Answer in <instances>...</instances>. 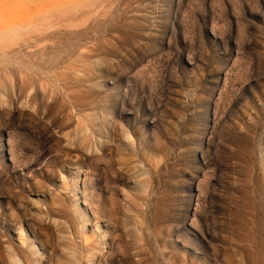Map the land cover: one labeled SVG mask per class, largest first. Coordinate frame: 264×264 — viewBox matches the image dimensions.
<instances>
[{
	"label": "rangeland",
	"instance_id": "1",
	"mask_svg": "<svg viewBox=\"0 0 264 264\" xmlns=\"http://www.w3.org/2000/svg\"><path fill=\"white\" fill-rule=\"evenodd\" d=\"M45 12L0 49V264H264V0H0V42Z\"/></svg>",
	"mask_w": 264,
	"mask_h": 264
},
{
	"label": "bare ground",
	"instance_id": "2",
	"mask_svg": "<svg viewBox=\"0 0 264 264\" xmlns=\"http://www.w3.org/2000/svg\"><path fill=\"white\" fill-rule=\"evenodd\" d=\"M33 15V14H32ZM58 15V14H57ZM61 16V14H59ZM30 16V15H29ZM28 17V16H27ZM32 17V16H31ZM60 18V17H59ZM62 18V17H61ZM60 18V20H61ZM35 19V18H34ZM15 20V19H14ZM37 20V19H35ZM59 20V21H60ZM16 21V20H15ZM58 21V18H54L52 17L51 14H49L48 12L43 13V15L39 18V22L37 24H35V22H28L27 25H30L31 28L33 27H39V29H31L29 27H24L23 25L20 24H15L13 26H11V29L9 31H7L8 33L3 34L4 36L8 34V40H5V42H0V49L1 48H9V47H14L17 46L19 48H29L33 45H39V50L43 49V44L45 42H49L52 38V35L50 33L49 27L50 25L52 26L55 22ZM14 24V22H13ZM56 28V27H55ZM3 32V31H1ZM1 37V36H0ZM56 38V37H55ZM60 38V37H59ZM4 40V39H3ZM56 41V40H55ZM43 43V44H42ZM41 44V45H40ZM46 44V43H45ZM44 44V45H45ZM38 48V47H37ZM45 48V47H44ZM4 50V49H3ZM2 51V50H0ZM42 51V50H41ZM5 52V51H2ZM38 73V72H37ZM41 73V72H40ZM125 75V74H124ZM42 89V88H41ZM44 90V89H43ZM44 92V91H43ZM47 92V91H46ZM45 95V94H44ZM46 96V95H45ZM11 110V109H10ZM11 117V116H10ZM13 117V116H12ZM36 126V125H35ZM50 127V126H49ZM47 128V127H46ZM41 135V134H40ZM48 138V137H47ZM46 139V138H45ZM63 150V149H62ZM67 154V152H65V155ZM76 155V154H75ZM40 160V159H39ZM14 163V162H13ZM14 165V164H13ZM12 165V166H13ZM23 168L21 169L22 171L25 172V174L27 173H32L34 171V166L29 164V165H24L22 166ZM3 171V169H2ZM9 172V171H8ZM5 173V172H4ZM13 175H15V177H18V173L17 170L15 168H11L10 172ZM33 175V174H32ZM29 176V175H28ZM117 176V175H116ZM86 178V175H85ZM25 179V178H24ZM2 181V180H1ZM83 183V182H82ZM86 186L83 185V189H82V198H83V203L85 205V211H89L91 214H93L94 209L91 206V204L88 201L87 198V193H86ZM4 195V194H3ZM7 195V194H6ZM13 195V194H12ZM18 195V194H16ZM11 196V195H9ZM17 197V196H15ZM12 198V197H11ZM13 199L16 201V199L13 196ZM30 202V201H28ZM51 211V210H50ZM85 214V212H83ZM47 223V222H46ZM51 225L53 223H56V220H51ZM23 225V224H22ZM95 225V224H94ZM108 226V225H107ZM17 230L20 231V233H23V229L21 226L16 227ZM99 229V224L96 225V229L98 231ZM2 236V235H1ZM0 236V237H1ZM25 236V235H24ZM84 244L86 242H83ZM40 244V243H39ZM86 245V244H85ZM1 247H5L6 249L11 248V244L10 242L7 240L5 243H0ZM41 246V245H40ZM88 245H86L87 247ZM42 250V249H41ZM8 251V250H7ZM6 253V252H5ZM36 253V252H35ZM14 254V253H13ZM47 255V254H46ZM8 258L6 261V264H16L15 261L17 260L16 255H12L8 253ZM99 256V254H98ZM97 257V256H96ZM101 257V256H100ZM98 258V257H97ZM106 258V257H105ZM104 258V259H105ZM116 258V257H115ZM115 258L113 260H115ZM118 259V258H116ZM119 260V259H118ZM117 262V261H116ZM46 263V262H45ZM23 264H32V260L29 259V257H24V263ZM112 264V263H111Z\"/></svg>",
	"mask_w": 264,
	"mask_h": 264
}]
</instances>
